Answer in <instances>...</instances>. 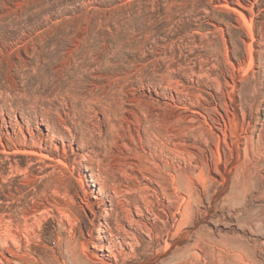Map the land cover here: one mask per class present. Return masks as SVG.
Masks as SVG:
<instances>
[{
	"label": "rangeland",
	"instance_id": "1",
	"mask_svg": "<svg viewBox=\"0 0 264 264\" xmlns=\"http://www.w3.org/2000/svg\"><path fill=\"white\" fill-rule=\"evenodd\" d=\"M0 264H264V0H0Z\"/></svg>",
	"mask_w": 264,
	"mask_h": 264
},
{
	"label": "bare ground",
	"instance_id": "2",
	"mask_svg": "<svg viewBox=\"0 0 264 264\" xmlns=\"http://www.w3.org/2000/svg\"><path fill=\"white\" fill-rule=\"evenodd\" d=\"M82 250L84 251L88 259H90L91 261H95V262L98 261V259L88 250V247L86 245H84Z\"/></svg>",
	"mask_w": 264,
	"mask_h": 264
}]
</instances>
